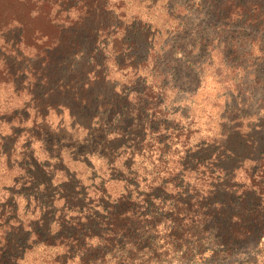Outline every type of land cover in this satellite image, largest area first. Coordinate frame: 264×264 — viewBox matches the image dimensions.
Listing matches in <instances>:
<instances>
[{
	"label": "rangeland",
	"instance_id": "374dc122",
	"mask_svg": "<svg viewBox=\"0 0 264 264\" xmlns=\"http://www.w3.org/2000/svg\"><path fill=\"white\" fill-rule=\"evenodd\" d=\"M101 1L108 8L99 23L110 27L96 36L80 26L79 45L70 49L71 38L62 39L57 53L43 63L48 42L40 36L55 33L46 20L29 17L28 34L19 46L10 41V28L0 30V144L9 137L3 149L12 152L14 165L8 170L5 157H0L4 210L12 209L9 195L15 194L19 213L29 222V207L25 210L29 185L19 187L29 176L21 171L28 140L39 161L49 158L55 168L63 163L72 168L82 165L74 155L89 132L72 124L68 108L58 113L50 107L45 115L42 106L48 98L74 106L83 121L92 116L90 138L111 139L101 146H111L120 163L134 161L142 176L149 174L151 163H158V147L167 152L163 156L167 168L177 167L179 156L187 148L193 151L198 142L215 145L216 150L225 145L250 153L237 163L232 183L237 194L248 189L261 194L262 200L264 0ZM0 5L5 17L20 11L17 0H0ZM5 62L19 70L14 78ZM58 78L62 80L56 86L64 87V93L54 89ZM74 88L83 105L71 99ZM143 133L147 137L142 141ZM47 144L64 156L63 163L54 155L47 157ZM89 160L97 167L106 162V155L90 154ZM198 177L206 179L208 173L191 170V187ZM60 178L58 169L55 179ZM109 188L116 195L122 185ZM191 259V264H210L192 254ZM223 264H264V239L257 246L245 244Z\"/></svg>",
	"mask_w": 264,
	"mask_h": 264
},
{
	"label": "trees",
	"instance_id": "16d2710c",
	"mask_svg": "<svg viewBox=\"0 0 264 264\" xmlns=\"http://www.w3.org/2000/svg\"><path fill=\"white\" fill-rule=\"evenodd\" d=\"M17 3L19 14L8 17L0 5V30L10 28V41L19 46L28 34L29 17L46 20L55 33L40 36L48 42L42 63L57 53L62 39L71 38L70 49L78 46L80 26L96 36L110 27L99 23L108 8L101 0H17ZM4 65L8 75L14 78L19 70L9 62ZM60 80L53 81L56 91L61 88L56 86ZM63 89L59 92L64 93ZM71 90V99L83 105L76 98L79 90ZM42 107L46 109L45 115L50 107L57 108L58 113L68 108L72 124L78 123L89 132L76 148L78 155H74L75 162L83 166L72 168L64 164V156L50 151L52 146L47 144V157L54 155L56 161L63 163L56 169L48 162L49 158L47 164L39 161L27 141L23 156L26 164L21 171L29 176L19 187L29 185L25 206V210L29 207V222L19 213L17 195L10 193L12 209L8 212L0 202V264H24L27 258L25 264H173L175 261L191 264V254L210 264H223L241 253L245 244L257 246L264 239V196L261 200V194L250 193L253 191L248 189L237 194L236 183H232L237 163L250 153L229 150L225 145L216 150L215 145L198 142L193 151L187 148L179 156L177 167L167 168L163 160L167 152L164 147H158V163H151L149 174L142 167L146 174L142 176L141 167L134 161L120 163L111 146H101V142L111 139L98 142L90 138L94 133L92 116L83 121L73 111L74 106L58 98L46 99ZM146 137L147 134H141L142 141ZM7 138L1 140L0 157H5L9 170L14 165L12 152L3 149L7 147ZM133 153L140 152L133 150ZM90 154L106 155V162L96 167L89 160ZM82 155L84 159H78ZM58 169L62 178L55 179ZM191 170L207 172L208 178L198 177L191 187ZM162 172L167 174L162 176ZM119 184L122 188L114 195L109 187L117 189Z\"/></svg>",
	"mask_w": 264,
	"mask_h": 264
}]
</instances>
